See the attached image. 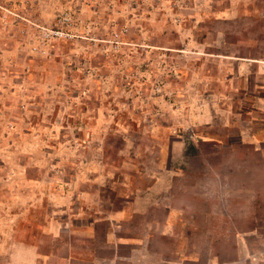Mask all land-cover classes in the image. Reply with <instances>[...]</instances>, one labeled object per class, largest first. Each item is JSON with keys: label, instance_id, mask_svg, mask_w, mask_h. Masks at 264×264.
Wrapping results in <instances>:
<instances>
[{"label": "rangeland", "instance_id": "1", "mask_svg": "<svg viewBox=\"0 0 264 264\" xmlns=\"http://www.w3.org/2000/svg\"><path fill=\"white\" fill-rule=\"evenodd\" d=\"M0 264H264V0H0Z\"/></svg>", "mask_w": 264, "mask_h": 264}]
</instances>
